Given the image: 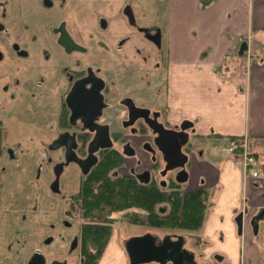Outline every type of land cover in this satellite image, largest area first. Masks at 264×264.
<instances>
[{"label": "flooded vegetation", "instance_id": "obj_1", "mask_svg": "<svg viewBox=\"0 0 264 264\" xmlns=\"http://www.w3.org/2000/svg\"><path fill=\"white\" fill-rule=\"evenodd\" d=\"M132 2L125 0L121 9L123 14L125 10L129 23H133V11L128 7ZM81 15L79 0H0V157L8 155L14 159L16 153L7 142L22 136L25 140L37 137L46 141L47 156L58 154L60 159L51 167L53 179L48 188L63 201H71L73 207L69 210L76 212L64 213L72 221L62 220L65 230L74 227L72 222L79 223L71 240L70 252L82 248L83 226L90 219L83 216L81 201L88 193L85 190L87 180L95 176L102 162L114 163L108 171L109 178L124 180L125 184L132 181L142 189L155 187L160 193L169 195L179 191L193 193L188 190L194 158L198 159L200 154L199 150L193 149L195 138L189 129H181L187 121L169 122L163 110L157 111L140 101L124 86L113 85L111 77L97 69L92 61L108 63L112 60L107 47L110 38L107 24L101 17L98 21L96 17V25L90 19L83 23L89 31L82 38L74 22L78 20L81 23ZM157 31L148 36L154 44L159 43L160 33ZM157 54L161 53L158 51ZM123 74L117 72L119 79L125 82ZM72 138L76 160L67 162L63 141ZM95 139L107 146L92 152L95 160L90 165L87 161L89 144ZM177 148L185 159L181 165L177 162ZM145 159L149 167L144 166ZM77 160L81 161L80 164ZM69 172L78 178V182L68 195L61 177L64 173L66 177ZM180 173H185V182L179 181L183 177ZM1 176L0 169V183ZM56 179L58 184L54 191L52 185ZM68 204L71 205L70 202ZM166 211L167 208L157 207L159 214ZM139 215L145 218L149 212L133 206L111 212L107 217L111 227L110 238L116 237V249L123 252L125 264H129L125 242L145 234H151L159 241L166 236L172 240L183 237V249L191 252L199 264L203 248L200 235L194 236V239L198 236V243H201V249L196 253L187 244L188 236L182 233L160 236L153 230H144L125 238L122 230L112 225ZM82 262L81 258L79 264Z\"/></svg>", "mask_w": 264, "mask_h": 264}, {"label": "crops", "instance_id": "obj_2", "mask_svg": "<svg viewBox=\"0 0 264 264\" xmlns=\"http://www.w3.org/2000/svg\"><path fill=\"white\" fill-rule=\"evenodd\" d=\"M166 4L162 45L167 63L164 59L157 67L166 70L167 120L187 121L195 139L227 146L232 137H264V0ZM219 152L209 151L206 157L202 151L194 158L188 190L213 193L199 234L204 242L199 264H263L250 221L264 208V172L257 178L245 175L240 154ZM240 213L243 228L238 234L235 219ZM208 244L218 260L206 262Z\"/></svg>", "mask_w": 264, "mask_h": 264}, {"label": "rangeland", "instance_id": "obj_3", "mask_svg": "<svg viewBox=\"0 0 264 264\" xmlns=\"http://www.w3.org/2000/svg\"><path fill=\"white\" fill-rule=\"evenodd\" d=\"M124 1L79 0L82 6L81 23H78V20L74 21L76 22L75 27L83 38L85 33L89 31L83 23L89 22L91 19L92 24L96 25L98 18L101 17L107 24L106 29L110 37L107 47L112 60L108 63L96 61H92V63L96 64L101 73L111 77L110 80L113 85L124 86L140 101H144L157 111H162L166 106V70L157 67V65L159 63L164 64L163 60L167 57L166 46L164 48L162 45V41L166 39L163 24L168 20L166 0H132V4H129L128 7L133 11L131 13L133 23L128 22L129 19L126 17L125 10L124 14L121 12ZM156 30L162 36L161 41L159 38L158 44L152 43L148 38V36H153ZM260 37L259 42L261 43L263 36ZM118 47L121 48L120 51H118ZM245 50L247 51V46H244L243 51ZM158 51L161 54H157ZM95 52L98 51L95 50ZM149 54L150 57H148ZM166 63L165 59V65ZM117 72L124 73L123 75L126 76L125 82L119 79ZM32 129L33 127H31ZM44 144L47 145V142L39 140L37 137L25 140L22 136L17 140L7 142V145L13 147L16 153L14 159H11L8 155L0 157V169L2 171L0 264H28L36 251H40L45 256V264H50L52 261H65L66 264L80 263L79 249L70 252L71 240L73 235L77 233L79 223L72 222L74 227L71 230H65L64 225H62V220L72 221L64 213L76 214L74 210H69L73 207L72 202L63 201L48 188L53 179L51 167L60 157L56 153H50L47 156L48 153H45L46 147ZM225 146H227V143L220 141H201L197 139L193 141L194 151L199 150L201 153L204 151L206 157L210 155L209 151L216 155L220 153L219 150L229 153L225 150ZM261 148L262 145L259 144L258 150L248 147V151L252 154L256 150L259 154V162L264 163ZM233 153L240 154L242 158L240 152ZM144 166L149 167L146 159ZM69 174H71L72 180L69 179ZM69 174L65 177L64 173L61 177L63 187L66 188L68 195L76 187L75 182H78L76 176L74 177L71 172ZM116 181L112 178L107 179V182L112 184ZM69 202L72 206L68 204ZM78 213L77 215H79ZM89 221L91 223L100 222L98 217H93ZM263 223L260 222L259 224L261 227L259 226L257 232V242L262 249L261 262L264 264ZM112 225L114 227L118 226L125 238L144 230H153L160 236L165 233H182L188 236L187 244L190 247L192 246L194 252L197 253L201 249V243L195 242L194 239L195 235L200 234L201 228L195 227V229L185 230L182 228L150 227L133 222L130 217L125 222L112 223ZM113 237L110 238L108 248L104 251L98 264H124V261H121L123 252L116 249L118 244H116V239ZM207 249L209 253L206 252L208 254L206 262L211 261L210 257L214 260L219 259V255L212 251V245L208 244ZM201 260L202 256L199 258L200 262Z\"/></svg>", "mask_w": 264, "mask_h": 264}, {"label": "trees", "instance_id": "obj_4", "mask_svg": "<svg viewBox=\"0 0 264 264\" xmlns=\"http://www.w3.org/2000/svg\"><path fill=\"white\" fill-rule=\"evenodd\" d=\"M243 139L232 137L230 143H239ZM247 144L248 147L257 150L261 144L260 151L264 156V137L247 138ZM252 155L259 159L256 150L252 152ZM113 164L109 161L102 162L95 176L87 180L88 186L85 187V190H88V193L81 201L83 216L88 219L98 217L100 222L91 223L89 221L83 226L80 250L82 264H98L100 261L110 239L111 227L107 217L111 212L136 206L149 212L145 218L130 216V219L138 224L185 230L195 229V227L202 228L205 212L212 203L213 193L211 191L201 189L193 193L179 191L165 195L155 187L138 188L132 181H129L128 184H125L124 180H117L114 184L108 183L107 174L114 167ZM261 168L264 172V164ZM155 203L158 204L154 205ZM158 206L167 208V211L164 214H159ZM199 241V237H195V242Z\"/></svg>", "mask_w": 264, "mask_h": 264}, {"label": "water", "instance_id": "obj_5", "mask_svg": "<svg viewBox=\"0 0 264 264\" xmlns=\"http://www.w3.org/2000/svg\"><path fill=\"white\" fill-rule=\"evenodd\" d=\"M191 127L189 122H186L181 126L182 130H188ZM66 144V161L72 162L76 160L75 154L72 148L75 147V142L72 140L63 141ZM106 143L98 140H94L89 144V156L88 164H92L95 157L92 156V152L98 148H104ZM178 155V164L181 165L184 162V156L180 154L179 149L175 150ZM81 161L77 160L80 164ZM58 165L56 168H58ZM82 166V163H81ZM181 174V173H180ZM183 177L179 178V181L185 182V173L181 174ZM58 178V176H57ZM58 179H56L52 185L54 191L57 190ZM260 222H264V208L259 209L258 213L251 219L250 224L253 228V232L257 234ZM238 234L242 233L243 228V213L237 215L235 219ZM184 238L177 237L176 240H172L171 237L166 236L161 241L157 237L151 234H145L139 237H131L125 242V250L129 258V264H197L194 259V255L183 249ZM28 264H45L44 256L40 251H36L30 258ZM51 264H66L65 261H53Z\"/></svg>", "mask_w": 264, "mask_h": 264}, {"label": "built area", "instance_id": "obj_6", "mask_svg": "<svg viewBox=\"0 0 264 264\" xmlns=\"http://www.w3.org/2000/svg\"><path fill=\"white\" fill-rule=\"evenodd\" d=\"M229 153L240 152L242 154L243 170L245 175L257 178L263 171L262 165L249 151L246 140L239 144H232L225 148Z\"/></svg>", "mask_w": 264, "mask_h": 264}]
</instances>
